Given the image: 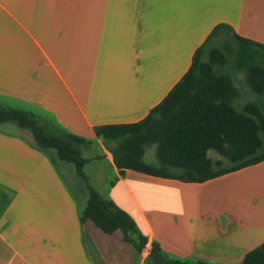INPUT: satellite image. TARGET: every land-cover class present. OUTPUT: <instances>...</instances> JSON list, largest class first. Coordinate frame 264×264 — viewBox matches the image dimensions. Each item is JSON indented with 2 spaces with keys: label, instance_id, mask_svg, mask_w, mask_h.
Wrapping results in <instances>:
<instances>
[{
  "label": "crops",
  "instance_id": "crops-1",
  "mask_svg": "<svg viewBox=\"0 0 264 264\" xmlns=\"http://www.w3.org/2000/svg\"><path fill=\"white\" fill-rule=\"evenodd\" d=\"M221 23L264 46V0H0V105L92 142L113 175L99 194L147 239L138 254L119 231L81 224V178L28 131L0 130V264H145L153 242L182 260L240 264L264 244V161L203 183L120 175L94 134L142 120Z\"/></svg>",
  "mask_w": 264,
  "mask_h": 264
},
{
  "label": "trees",
  "instance_id": "trees-1",
  "mask_svg": "<svg viewBox=\"0 0 264 264\" xmlns=\"http://www.w3.org/2000/svg\"><path fill=\"white\" fill-rule=\"evenodd\" d=\"M242 93L248 96L243 103ZM0 123L28 131L35 150L53 152L57 161L73 167L88 194L81 224L90 221L106 235L119 231L138 254L145 249L147 239L131 217L100 195L84 174L88 163L100 159L82 156L92 142L68 133L37 110L0 105ZM94 134L120 175L132 171L203 183L264 161V46L237 36L226 24L215 25L194 51L181 80L142 120L100 126ZM152 146L156 165L142 159ZM208 151L219 159L209 158ZM145 264L208 263L169 256L153 242ZM240 264H264V244L248 252Z\"/></svg>",
  "mask_w": 264,
  "mask_h": 264
},
{
  "label": "rangeland",
  "instance_id": "rangeland-1",
  "mask_svg": "<svg viewBox=\"0 0 264 264\" xmlns=\"http://www.w3.org/2000/svg\"><path fill=\"white\" fill-rule=\"evenodd\" d=\"M238 78H240V76H238ZM247 97L248 96L245 93H242L240 102L241 103L245 102ZM0 130H4L7 132H17L18 131V132H21L23 134L30 136L28 132L17 129L12 124L0 125ZM50 154L54 156L53 152H51ZM98 155H99V150L96 147H92L90 151L88 152L87 151L82 152V156L85 158H90V157L93 158L94 156L97 157ZM207 156L213 160L219 159V157L213 151H208ZM142 159L144 163L146 164L156 165L157 161L155 157V147L152 146L146 149ZM99 160L101 161H98V162L92 161L88 163L84 167V173L90 178V182H92V187L95 190H97L98 193L104 194L106 190L108 189V185H109L108 183H110L113 180V175L110 169L108 168L105 160H103L102 157H100ZM54 162L55 164H57V167L59 168L60 172L62 171L61 173H64V170H65L64 169L65 167L63 166H67L66 168L73 169L71 165L59 163V161H57L56 159H54ZM222 162L224 165H226V162L224 160H222Z\"/></svg>",
  "mask_w": 264,
  "mask_h": 264
}]
</instances>
